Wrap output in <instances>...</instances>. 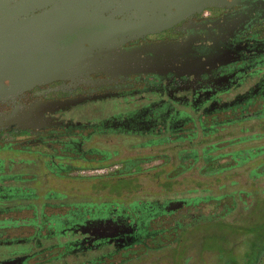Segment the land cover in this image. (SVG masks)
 <instances>
[{
	"label": "flooded vegetation",
	"instance_id": "flooded-vegetation-1",
	"mask_svg": "<svg viewBox=\"0 0 264 264\" xmlns=\"http://www.w3.org/2000/svg\"><path fill=\"white\" fill-rule=\"evenodd\" d=\"M237 59L250 63L237 73L216 67ZM259 65L264 0H0V264H117L169 235L168 225L152 224L173 217L176 240L198 233V249L215 256L200 247L210 235L226 264H264L261 182L239 204L232 199L224 220L223 212L203 220L190 211L208 196L74 197L85 179L95 193L120 181L121 191L135 190L136 174L166 162L171 149L179 160L206 158L203 167L205 146L223 141L225 129L229 145L256 129L250 138L264 139V76L217 93L236 84L227 74ZM245 149L222 156L232 173L255 180L264 175V142ZM173 199L186 202L167 210Z\"/></svg>",
	"mask_w": 264,
	"mask_h": 264
},
{
	"label": "rangeland",
	"instance_id": "rangeland-1",
	"mask_svg": "<svg viewBox=\"0 0 264 264\" xmlns=\"http://www.w3.org/2000/svg\"><path fill=\"white\" fill-rule=\"evenodd\" d=\"M257 130L259 129H256V133L249 131L245 134L242 133L241 135L244 136L246 141L236 145H229L226 142L229 138V134L233 133L232 130L227 131L225 129L220 131L224 134L221 137V140L223 141L215 144L214 148H210L208 145L205 146V149L207 148L208 150L206 157H210V163L211 161H215L218 164H215V168L209 167L210 163L204 164L202 167L203 162L207 161L206 158L179 160L174 156V150L171 149L169 152L171 158L166 159V162L152 168L148 167L147 169H142L136 174L137 184H135V190L121 191V188H124L123 185L125 182L120 181L119 186L116 189H103L100 192L96 191L95 193L90 186L92 179H85L83 181L75 182L76 190L79 191L74 193V197L88 200L102 198L111 201H122L129 197L137 200L157 199L162 201L164 199L176 197L185 198L194 195H200L203 197L208 196L209 200L199 203L198 208H190V211L195 214V218L199 215L201 217L202 215V219L206 220L207 216L223 212L224 217L222 219H228L232 216V213L227 212L225 207L232 202V199H235L236 203L239 204L238 196L243 197V192H252L255 188L253 184L254 182H261L264 184V175L255 177V180H251L247 175L241 173L234 174L232 173L233 169L227 168V164L230 163L229 161L231 159H229L227 154L225 156H222V154L227 153L233 148L247 150L245 148L262 144V142H264V139H262L263 137L257 141L250 138L259 133ZM241 155L248 154L242 153ZM249 162L250 161L247 160L243 164L254 165V163ZM243 164H240V166H243ZM262 166L264 167V165ZM231 182H233V184H231ZM112 191L116 193V195H111ZM245 198H249V195H246ZM215 199H218L219 203L216 206H214ZM174 220L173 217L165 224L154 222L152 224L154 228L168 225L169 228H167L165 232L169 235H166V237L165 235H161L156 242L145 240V244L141 245L134 252L127 254L125 256L126 258L124 257L123 260L116 258L114 261L117 264H226L225 259L228 256L227 251H221L220 248H217L212 244L213 237L210 235L203 236V241L200 244V247L202 249H215L216 252L219 250V254H216L215 256H212L211 252H202V250L200 251L198 249V233L188 235L187 238H184L181 241L176 240V238H174L173 228L176 227L177 223H175ZM195 221L196 220L193 222ZM206 226L207 224H201L199 229L202 231ZM178 236L180 237L181 235L179 234ZM245 240H243V243H240L239 248L236 249L237 254L240 251L242 252V250H240L242 247L246 246ZM216 242H220L219 238H216ZM229 245V242L224 244V246ZM220 257H222L223 260Z\"/></svg>",
	"mask_w": 264,
	"mask_h": 264
},
{
	"label": "water",
	"instance_id": "water-1",
	"mask_svg": "<svg viewBox=\"0 0 264 264\" xmlns=\"http://www.w3.org/2000/svg\"><path fill=\"white\" fill-rule=\"evenodd\" d=\"M204 1H207V0H204ZM205 6H211V7H215V8H221L222 7V5L217 4L214 1L208 2L207 4H205ZM245 28H247L250 37H253L254 35H256V30H254L253 27H245ZM229 38H231V37H229ZM246 63H250V62H247V61L245 62L243 60L237 59L235 61H228V62L217 64L216 67L221 66L226 71H232L234 73H237V72H240L243 69V65H245ZM250 69H252L250 71V74H227V75H236L237 76L236 84L231 89L227 88V89H224V90H218L217 93H226V94H228V93H230L231 90L234 91L235 89H241V88H244V87H250V85H252V83H254L257 79H259V78L264 76V74H260V73H262L264 71V65H259L258 67L256 66L255 68L253 66ZM111 75L112 74H110V76ZM194 75L195 74H179V75H177V74H165L166 77L169 76V77H171L174 80L178 79L179 77L186 79V78L192 77ZM199 75H200L201 79L202 78L203 79H207V77L209 76V74H199ZM49 76H51V75H49ZM62 77H64V75L63 74H59V75H54L53 77H50V78L57 79V78H62ZM48 78H46L45 80H47ZM156 80L160 81V79L158 77H155V79L151 83L155 84ZM21 84L22 83H17L16 87H19V88L22 87ZM0 87H2V86H0ZM23 87H26V85H23ZM185 202H186L185 199L169 200L167 202V204H166L167 205L166 209L167 210H169V209H172V210L173 209H177V208L181 207V205L183 203H185Z\"/></svg>",
	"mask_w": 264,
	"mask_h": 264
}]
</instances>
